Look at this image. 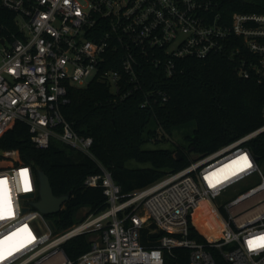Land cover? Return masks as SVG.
<instances>
[{"label":"built area","instance_id":"built-area-1","mask_svg":"<svg viewBox=\"0 0 264 264\" xmlns=\"http://www.w3.org/2000/svg\"><path fill=\"white\" fill-rule=\"evenodd\" d=\"M240 4L249 9L263 0H0L17 27L0 38V138L18 121L38 149L57 139L79 150L101 170L84 184L102 188L107 202L104 211L54 233L48 216L33 206L39 200L33 167H0L6 181L0 183V264H165V250L174 248L188 249L190 264H217L210 247L229 264H264V247L249 245L264 237V171L249 147L264 124L124 194L92 152L93 138L79 135L62 113L72 87L97 79L127 96L142 90L147 67L170 77L184 58L228 55L239 78L264 85V12H230ZM110 61L117 66L107 68ZM124 77L133 86L121 92ZM147 95L167 98L153 89ZM202 207L221 221L222 240L210 246L189 238L190 218ZM150 225L151 233H165L158 247L140 242ZM85 235L90 249L74 262L64 245Z\"/></svg>","mask_w":264,"mask_h":264},{"label":"trees","instance_id":"trees-1","mask_svg":"<svg viewBox=\"0 0 264 264\" xmlns=\"http://www.w3.org/2000/svg\"><path fill=\"white\" fill-rule=\"evenodd\" d=\"M245 10L264 12V0L262 6L255 4L249 9L243 4L230 7V12ZM15 18L11 11L0 8V38L17 32ZM106 66L113 68L117 64L110 61ZM123 81L121 92L132 88L128 78ZM140 82L141 91L121 96L113 94L108 83L95 79L84 88H70V101L62 108L65 119L79 135L93 138L92 152L111 171L124 194L145 189L264 124V85L254 79L239 78L228 55L176 60L175 73L170 77L162 69L147 67ZM151 89L165 93L167 98L145 96ZM145 101L148 105L142 107ZM192 123L195 124L192 134L185 136L187 146L173 143L172 148L146 149L147 144L170 141L176 132ZM249 147L261 164L264 133L251 141ZM0 150L17 152L19 158L16 162L0 155V167L26 164L33 167L35 174L43 169L56 196L70 194L62 209L48 216L54 233L82 221L85 217H78L82 208H89L88 216L107 208L102 188L84 184L89 175L100 173V168L70 145L53 139L48 149H38L31 141L28 126L17 121L0 138ZM202 208L196 211L193 220L190 218L189 238L210 246L222 240L221 221L208 207ZM153 229L150 225L141 230L142 246H159L165 233H151ZM90 246L89 235L79 236L64 245V252L75 262ZM208 249L217 264H229L218 249ZM165 264H190V251L165 250Z\"/></svg>","mask_w":264,"mask_h":264},{"label":"water","instance_id":"water-1","mask_svg":"<svg viewBox=\"0 0 264 264\" xmlns=\"http://www.w3.org/2000/svg\"><path fill=\"white\" fill-rule=\"evenodd\" d=\"M1 43L3 44L4 42L2 41ZM0 155L16 162H18L19 159L17 152H6L0 150ZM36 176L39 185V200L34 203V208L38 209L45 216H51L58 213L62 209L63 205L70 199V194L56 196L53 192L50 179L43 169H38ZM27 197H33V194H29ZM50 225L54 228L52 222H50Z\"/></svg>","mask_w":264,"mask_h":264},{"label":"rangeland","instance_id":"rangeland-1","mask_svg":"<svg viewBox=\"0 0 264 264\" xmlns=\"http://www.w3.org/2000/svg\"><path fill=\"white\" fill-rule=\"evenodd\" d=\"M3 48H4V45L0 44V50H2ZM194 127H195V124L192 123L190 124V126L183 128L182 131H179V133L176 132L174 137L170 139V141L161 142L160 144L150 143V144H147L146 149L172 148L173 143H177L182 146H187L185 136L192 134ZM192 157L195 158V154H192ZM132 165H136V163H132ZM260 166L262 170L264 171V161L260 164ZM88 211H89V208H82L78 213V217L86 218L88 216ZM58 260H59V257L53 259L50 263L56 262Z\"/></svg>","mask_w":264,"mask_h":264},{"label":"snow or ice","instance_id":"snow-or-ice-1","mask_svg":"<svg viewBox=\"0 0 264 264\" xmlns=\"http://www.w3.org/2000/svg\"><path fill=\"white\" fill-rule=\"evenodd\" d=\"M21 175L26 176V172H22ZM0 183H6V181H0ZM25 190H27V186ZM258 241H264V237L258 238ZM258 241H249V245L252 247H264V243H259Z\"/></svg>","mask_w":264,"mask_h":264}]
</instances>
